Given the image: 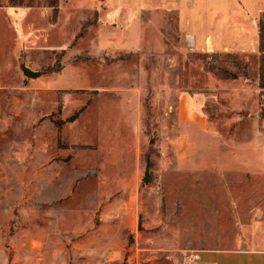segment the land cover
<instances>
[{
  "label": "rangeland",
  "instance_id": "obj_1",
  "mask_svg": "<svg viewBox=\"0 0 264 264\" xmlns=\"http://www.w3.org/2000/svg\"><path fill=\"white\" fill-rule=\"evenodd\" d=\"M16 1L34 7L0 0V264H184L201 248H264V176L161 169L188 129L184 93L228 137L216 149L264 147V0H61L56 24L50 0ZM223 181L210 193L218 215L171 190Z\"/></svg>",
  "mask_w": 264,
  "mask_h": 264
},
{
  "label": "crops",
  "instance_id": "obj_2",
  "mask_svg": "<svg viewBox=\"0 0 264 264\" xmlns=\"http://www.w3.org/2000/svg\"><path fill=\"white\" fill-rule=\"evenodd\" d=\"M33 7L34 5L25 8L10 7V9L18 11L19 14H26ZM48 9L52 11L51 8ZM178 112L180 121L188 129L184 136L178 140L177 151L172 155L162 157L161 169L163 171L179 173L185 170L193 175H209L223 180L230 175L242 172L255 177L264 176V147L258 148L256 145H251L240 149H227L222 146L221 149L219 146L216 149V146L221 144V140L228 139V137H222L205 114L197 111L192 97L187 93L181 96ZM195 137L201 139L200 148ZM229 141L231 142V140ZM262 144L264 145V142ZM222 189H229V184L223 181L218 184L196 182L191 186L186 185L185 188L182 185L171 186V190L176 192L192 190L193 193L186 196L184 200L188 207H208L209 211L204 212L209 215L218 213L214 208L221 205V201L213 200L210 193ZM198 190L203 191L202 195L194 193ZM176 196L177 201H179L178 196L183 197L179 194ZM230 207L237 208L236 198L231 199ZM218 226L215 227L218 228ZM184 264H264V248H201L192 251Z\"/></svg>",
  "mask_w": 264,
  "mask_h": 264
},
{
  "label": "trees",
  "instance_id": "obj_3",
  "mask_svg": "<svg viewBox=\"0 0 264 264\" xmlns=\"http://www.w3.org/2000/svg\"><path fill=\"white\" fill-rule=\"evenodd\" d=\"M10 7H20L21 5L18 4L16 0H10L9 2ZM49 8L52 9V16H51V24H56L59 18L60 10H61V0H50L49 2ZM259 53H260V58H259V88L261 92L264 95V23L261 22L259 25ZM62 70V68H57V69H51L49 70L50 73H55L59 72ZM237 76H234L233 79H237ZM244 78H248V74L244 75ZM79 113L76 114L75 116L71 117L68 119L66 122L72 123L74 122ZM260 118L264 119V110L259 114ZM65 123V122H63ZM62 123V124H63ZM61 125V124H60Z\"/></svg>",
  "mask_w": 264,
  "mask_h": 264
},
{
  "label": "water",
  "instance_id": "obj_4",
  "mask_svg": "<svg viewBox=\"0 0 264 264\" xmlns=\"http://www.w3.org/2000/svg\"><path fill=\"white\" fill-rule=\"evenodd\" d=\"M23 72L24 74L32 79L38 78L41 74L39 72H34L29 68L23 67ZM144 183L148 184L150 181V164H147L146 171H145V178H144Z\"/></svg>",
  "mask_w": 264,
  "mask_h": 264
}]
</instances>
